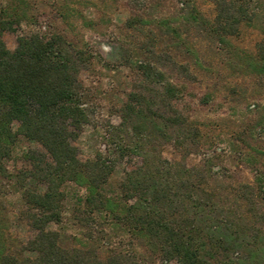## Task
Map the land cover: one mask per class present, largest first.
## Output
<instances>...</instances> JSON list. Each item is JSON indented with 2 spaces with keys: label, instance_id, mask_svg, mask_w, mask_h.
I'll return each mask as SVG.
<instances>
[{
  "label": "trees",
  "instance_id": "16d2710c",
  "mask_svg": "<svg viewBox=\"0 0 264 264\" xmlns=\"http://www.w3.org/2000/svg\"><path fill=\"white\" fill-rule=\"evenodd\" d=\"M210 1L216 14L208 25L219 37L238 34L243 22H260L254 60L264 74V0ZM13 24L0 20V34L15 31ZM155 49L153 43L145 59L130 62L133 86L120 121L106 128L110 154L82 159L74 142L93 123L81 80L92 53L61 33L21 34L13 50L0 36V179L20 191L33 231L19 250L8 249L0 234V264H264V173L228 186L217 180L210 158L187 163L202 133L177 105L173 73L181 64ZM20 136L41 149H29L30 166L15 174L6 160ZM167 144L182 153L179 160L163 155ZM129 156L139 164L109 193L116 165ZM68 183L85 190L73 208L84 241L74 245H65L54 228L64 221ZM107 227L123 230L146 255L112 247L102 255Z\"/></svg>",
  "mask_w": 264,
  "mask_h": 264
},
{
  "label": "rangeland",
  "instance_id": "374dc122",
  "mask_svg": "<svg viewBox=\"0 0 264 264\" xmlns=\"http://www.w3.org/2000/svg\"><path fill=\"white\" fill-rule=\"evenodd\" d=\"M215 14L210 0H0V20L13 21L15 27V31L3 30L0 36L13 50L21 34L61 33L92 53V62L82 71L81 80L93 123L85 125L74 142L82 159L94 157L98 151L110 154L106 128L109 122L120 121L119 108L133 86L135 73L130 62L145 59L146 50L154 43L157 52L181 64L182 68L173 73L180 90L177 105L202 133L200 147L186 157L187 163L210 158L219 182L228 186L253 183L257 174L264 173V74L261 63L254 60L262 29L259 21L243 22L238 34L219 37L208 25ZM130 19L138 23L130 26ZM32 148L41 146L19 137L11 158L6 160L11 172L16 174L30 166L25 153ZM163 152L169 159L182 156L171 144ZM139 162L135 156L119 162L108 192L117 193L125 171ZM65 189L64 221L54 228L60 230L65 245H74L84 241L73 208L85 190L75 183H68ZM25 211L14 183L0 179V234L10 250H19L33 235ZM107 229L110 243L105 240L102 255L110 247L146 255L123 230Z\"/></svg>",
  "mask_w": 264,
  "mask_h": 264
}]
</instances>
